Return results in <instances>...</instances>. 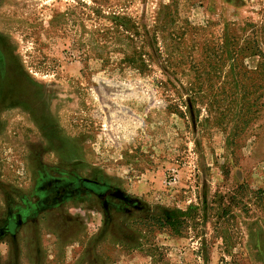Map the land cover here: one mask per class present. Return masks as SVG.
Instances as JSON below:
<instances>
[{
    "label": "rangeland",
    "instance_id": "1",
    "mask_svg": "<svg viewBox=\"0 0 264 264\" xmlns=\"http://www.w3.org/2000/svg\"><path fill=\"white\" fill-rule=\"evenodd\" d=\"M0 264H264V0H0Z\"/></svg>",
    "mask_w": 264,
    "mask_h": 264
},
{
    "label": "trees",
    "instance_id": "2",
    "mask_svg": "<svg viewBox=\"0 0 264 264\" xmlns=\"http://www.w3.org/2000/svg\"><path fill=\"white\" fill-rule=\"evenodd\" d=\"M89 183L88 186L90 187L91 191L96 194L97 196L100 195V188L104 187L101 184H97L96 182L87 181ZM126 202V200H123ZM138 203V201H137ZM136 211L142 213V207L136 206ZM182 215L180 212L168 210L165 208L161 209L160 213L157 214H143L140 218H138L137 222H151L152 225L161 229L163 227H168L174 234H179V227L181 226L183 219L181 218Z\"/></svg>",
    "mask_w": 264,
    "mask_h": 264
},
{
    "label": "flooded vegetation",
    "instance_id": "3",
    "mask_svg": "<svg viewBox=\"0 0 264 264\" xmlns=\"http://www.w3.org/2000/svg\"><path fill=\"white\" fill-rule=\"evenodd\" d=\"M7 222H10V220H7ZM8 227H9V228H7L6 230H7L8 234H10V235H11V234H12V232H11V230H12V229H11V227H10V226H8ZM12 228H13V227H12ZM6 230H2V231H4V232H5Z\"/></svg>",
    "mask_w": 264,
    "mask_h": 264
}]
</instances>
